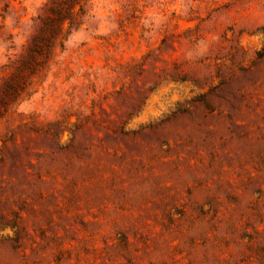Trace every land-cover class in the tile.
Masks as SVG:
<instances>
[{
  "label": "rangeland",
  "instance_id": "374dc122",
  "mask_svg": "<svg viewBox=\"0 0 264 264\" xmlns=\"http://www.w3.org/2000/svg\"><path fill=\"white\" fill-rule=\"evenodd\" d=\"M0 264H264V0H0Z\"/></svg>",
  "mask_w": 264,
  "mask_h": 264
}]
</instances>
